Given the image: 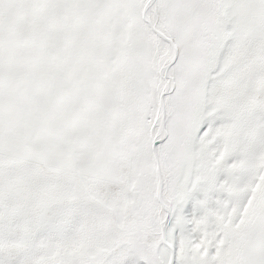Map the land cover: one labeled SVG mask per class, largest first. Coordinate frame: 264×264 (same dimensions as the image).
I'll use <instances>...</instances> for the list:
<instances>
[{
	"label": "snow or ice",
	"instance_id": "1",
	"mask_svg": "<svg viewBox=\"0 0 264 264\" xmlns=\"http://www.w3.org/2000/svg\"><path fill=\"white\" fill-rule=\"evenodd\" d=\"M0 264H264V0H0Z\"/></svg>",
	"mask_w": 264,
	"mask_h": 264
}]
</instances>
